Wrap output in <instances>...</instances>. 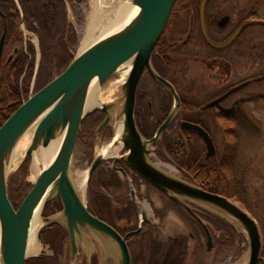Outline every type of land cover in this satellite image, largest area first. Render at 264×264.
I'll return each mask as SVG.
<instances>
[{
	"label": "water",
	"instance_id": "95a60500",
	"mask_svg": "<svg viewBox=\"0 0 264 264\" xmlns=\"http://www.w3.org/2000/svg\"><path fill=\"white\" fill-rule=\"evenodd\" d=\"M116 1L128 2L126 19L112 33L99 38L86 49H81L63 74L38 93L32 94L0 127V264H26L29 259L40 256L28 253L33 221L37 213L41 215L44 208L55 200L60 201L62 210L42 219L43 224L37 234L43 249L47 248L43 240L44 232L58 225L67 232L72 259L79 258L83 246L87 262L90 263L94 253L91 240L94 239L114 264H132L128 236L123 237L89 210L91 179L100 164L109 159H113L114 166L123 161L132 172L183 209H189L188 203L194 204L241 227L248 236L249 248L245 256L235 264H259L263 252L262 235L256 219L247 210L228 197L209 192L168 172L151 159L154 145L163 138L164 132L182 107L175 86L156 71L152 62L177 0ZM209 1L201 0L200 28L205 42L214 49L222 50L231 45L247 26L264 25L263 22H245L226 41L214 42L206 25ZM6 36L7 28L0 38V65ZM145 73L173 97L171 112L152 139H145L141 135L135 119L138 87ZM119 82L115 94L109 100H102L103 93ZM95 87L100 90L99 104L87 109L89 93ZM93 112L106 115L98 133L115 127L113 139L105 147L106 152L112 151L118 144L123 153L119 156H106L105 151L99 152L85 172L84 188L81 189L75 179L73 157L82 123ZM182 126L202 139L207 160L216 156L214 140L202 126L192 122H183ZM119 127L121 133L117 135ZM29 131L32 132V138L25 156L30 160L33 161L41 149L49 148L54 141L60 140L59 147L39 168L32 190L14 213L8 197L13 158ZM141 217L142 221L147 216L142 213ZM208 245L211 249V235L208 237Z\"/></svg>",
	"mask_w": 264,
	"mask_h": 264
},
{
	"label": "trees",
	"instance_id": "16d2710c",
	"mask_svg": "<svg viewBox=\"0 0 264 264\" xmlns=\"http://www.w3.org/2000/svg\"><path fill=\"white\" fill-rule=\"evenodd\" d=\"M17 1L22 15L16 0H0V38L5 28H7L6 43L0 65V127L28 100L35 77V52L30 47L26 51L22 46L23 34L19 31L20 17H23L28 31L39 39L41 63L34 83L35 93H38L51 83L55 79V76H60L65 72L73 60L70 48L74 47L78 40L76 33L69 25L67 26L64 0ZM186 1H193L192 6L196 12L198 11L197 8L201 0H177L175 4H182ZM184 8L181 5L180 9L183 10ZM175 12L176 8L174 7L172 17ZM172 17H170L167 27L157 44L154 54L155 66H153L163 78H166L172 84H176V77L178 75L176 68L184 62L180 59V51L175 50L177 48V39H174L173 35L175 34L173 32L176 33L177 30L176 28L173 31L170 30ZM211 37L215 42L217 41L212 35ZM194 47L206 48L208 52L206 55L208 56L222 53V50L211 48L205 42L201 32L199 34L192 32L189 43L184 46L182 49L183 54L180 55L182 57L183 55L190 57V55H193L192 50ZM11 48L13 49L12 53L6 56V51ZM148 78L156 86L149 85ZM148 78L144 77L140 82L135 111L137 127L145 139L154 137L159 126L171 112L172 105L171 96L168 91L154 82L150 77ZM186 111L191 115L195 114V116L186 117L185 119L202 126L209 134L208 123L213 122L219 127L223 137L228 140L230 167L225 170L221 166L222 157H218L214 162L208 161L204 157L205 148H202V145H200L201 139L194 132L183 129L181 124H178L176 131L169 133L176 126V119L164 134V151L174 159L177 168L186 180L209 192L231 199L235 198L243 204L242 192L245 193V189L243 183L238 181V171L235 167L238 140L240 136L246 135V132L243 130L249 129V126L246 127V123H244L243 113L230 114L229 123L227 124L223 111L210 109L207 107V104L202 105L185 101L184 113ZM104 118L105 115L101 112H94L86 117L82 123L79 135L84 132V135L88 138L91 135V129H94L95 126H100ZM240 129H243L241 133ZM158 154L161 157L164 156L160 148L158 149ZM126 187L127 185H124L116 170L107 169L104 168V165H100L91 179L88 193L89 210L121 233H126L129 230L126 227L127 219H135L137 217L136 207L130 202L128 194L126 195ZM32 188L31 184H26L22 180L16 185H10L9 183L8 197L14 213L18 211ZM13 189H16L15 195ZM113 189L120 191L117 197L111 196ZM114 203L116 206H114ZM61 210L62 205L60 201L55 200L49 203L43 212L45 217H48ZM122 223L123 225H121ZM59 232L61 233L60 235L49 231L47 233L48 236H45L44 239L49 244L61 249L62 242L67 238V233L64 230H60ZM175 248H172V252H174ZM147 249L151 251L150 247ZM161 250L160 248L156 251L161 253ZM187 253L188 248L186 247L182 250V261L186 259ZM141 259L142 263L139 262V264H146L148 262L145 256ZM136 262L134 260V263ZM164 263L176 264L177 261L174 260V257H168ZM26 264L60 263L49 254H43L29 259Z\"/></svg>",
	"mask_w": 264,
	"mask_h": 264
},
{
	"label": "rangeland",
	"instance_id": "374dc122",
	"mask_svg": "<svg viewBox=\"0 0 264 264\" xmlns=\"http://www.w3.org/2000/svg\"><path fill=\"white\" fill-rule=\"evenodd\" d=\"M64 2L65 13L67 16V26L69 25L71 27L78 38L77 44L74 47L70 48V53L74 58L75 55L78 54L79 51H81L82 39L87 28L88 17L91 10V0H64ZM192 3L193 1H186L182 4H175L174 7L176 8V12L174 13L173 17L170 16L172 17V25L170 27V30L173 31L174 28H176L177 32H173L175 34L173 36L175 40L177 39V43L178 41L180 43L182 40H186L189 32H191V34L192 32H194V34H199V32H201L199 6L197 8L198 11L196 12L194 7L192 6ZM257 4L258 7L256 8V0H211L207 7V18L211 35L215 40H217L216 42H223L232 31L238 28L241 19L248 17L253 13L255 14L257 19L264 23V0H257ZM181 5L182 8L186 6L187 7L182 10L180 9ZM20 18L22 20V17ZM21 20L19 24V31H21V33L23 34L22 46L26 51L27 49H29V47L34 50L36 72V70L39 69L41 63L39 39L36 35L29 32L24 24L22 25ZM244 49L245 51H243ZM12 51V48L8 49V51H6V56H9ZM192 51L193 55H190V57L182 58L184 63L181 66H177L176 68L178 71V75L176 77L177 84L185 101L189 103L206 105L222 93L223 84L226 81V75L222 66V56L225 55V53L227 54V52H222L219 55L212 54L211 56H208L206 55L208 54L206 48L201 49L194 47ZM242 52H244V55H242L241 57ZM229 53H231L232 57L235 58L234 62H236L232 71L231 79L248 78L259 73L260 70L263 73L264 25L260 27L247 28L242 38L237 44L232 46ZM236 58L238 59V61H236ZM56 77L58 76H55V78ZM142 79H144V77ZM148 80L149 85L153 87L154 85L156 86V84H153V82L149 78ZM259 89L260 92L264 94V79L261 82L260 86H258V88L251 86L249 89H246L241 94L234 96L232 99L233 102L242 100L241 107L243 111L242 113H244L243 120L244 123H246V127L249 126V129H240V133L243 130L246 132V135H242V137L240 136V139L238 138L239 140L237 143L236 152L237 159L235 160V167L238 171V181H241L243 183L245 189V193L242 192L243 204L238 202L235 198H232V200L243 207L245 210H247L253 216V218L256 219L261 231L264 249V97L260 102H258L255 95ZM168 93L170 94L169 91ZM32 94H35V85H33L30 89V95ZM170 96L172 109L173 97L171 94ZM231 104L232 102H230V105ZM193 116H195V114L191 115L187 111L183 114V118ZM175 125L174 129L169 131V133L177 130L178 123H175ZM208 125L210 135L213 138L214 143L216 144L215 146L218 147V157H222L225 145L223 134L215 123L211 122L208 123ZM98 128L99 126H95L94 129H91V135L88 138L86 135H84V132H82L81 135L78 134L77 145L73 157L74 172L78 171L85 173L92 164L95 157L100 152L99 150L105 148L113 139L115 127H109L100 133L97 132ZM200 143V145H202V148H205L203 141ZM157 144H159L158 146L163 152L164 156L161 157L158 154V146H155L151 155V159L168 172L183 177L179 169L177 168L174 159L164 151V139H161ZM116 146H118V144ZM122 153L123 151L120 150L114 156L122 155ZM206 154L207 152L205 148V158ZM32 162V160L25 156L18 166L13 167L9 181L10 185H16L20 180H22L26 184H31L33 186V182H35L36 176H34L35 178H33ZM105 162L108 163H104V168L113 169V159L105 160ZM42 166L43 165L41 164L39 168H42ZM24 172H26L25 175ZM119 177L124 182V185H128L125 190L126 195L128 194L130 197V194L133 193L136 196V198H133V200L137 204V206L143 205L149 212L148 207H146L147 204L145 203L144 199H142L145 198V196L149 198L148 201L150 203H154L155 205H159L161 203V198L159 196L160 194L156 191V189H153L152 187L148 188V185L145 182L140 183L137 180H133V178L131 181L127 182L126 178H124L123 176ZM15 190L16 189H13L14 195L16 194ZM148 190H152L151 192L153 193H151L150 195L147 194ZM119 193V190L117 191V189H113L111 192V196L117 197ZM114 206H116L115 203ZM57 213L59 212L54 213V215ZM209 213H211L215 217L216 222L219 220V223L227 224V226L229 227V233L232 237L227 248H216L213 250L212 256H214V259L212 263H237L245 256L249 248V241L246 232L232 221L229 220L228 222L226 219H223L222 217L215 215L212 212ZM40 217L42 219L45 218L44 212L40 215ZM170 219V221H172L173 223L176 222L174 218ZM214 226L215 228H217V224L215 222ZM179 227L183 231L184 228L182 227V225L179 224ZM172 228H174V225H171V229ZM169 231L170 230H167L166 234L169 235ZM180 233L181 232L176 230L175 233H172V236H177ZM237 235H239L238 238ZM235 237L236 240H233V238ZM236 241L237 245L234 243ZM91 242L94 246V253L90 263L87 262L85 254L83 252L84 247L82 246L81 254L78 259H72L69 247V257H67V259L64 258V263L62 262V264H114L113 260H111L109 257H106L108 255H105L102 246L97 241L92 239ZM164 242L166 243L167 240ZM67 243L69 245V241ZM193 247L194 243L190 242V251L187 255L189 257L187 259L188 264H193L195 262V258L191 256L192 250H194ZM46 251L48 252L49 249L42 248L37 255H41ZM212 256H210V258ZM262 264H264V259Z\"/></svg>",
	"mask_w": 264,
	"mask_h": 264
},
{
	"label": "flooded vegetation",
	"instance_id": "af4514ba",
	"mask_svg": "<svg viewBox=\"0 0 264 264\" xmlns=\"http://www.w3.org/2000/svg\"><path fill=\"white\" fill-rule=\"evenodd\" d=\"M209 3H210V1H209ZM209 3H208V5H209ZM208 5H207V7H208ZM257 7H258V4H257V0H256V8ZM247 21L261 22L259 19L256 18L255 14L253 13L250 16L241 19V21L238 25V28H239V26H241L243 23H245ZM206 25H207L208 32L211 34L210 29H209V22H208V18H207V8H206ZM260 26H262V25L258 24V25L247 26L246 29L240 34V36L231 45L222 49V52H227V54L225 53V55L222 56V66H223L224 73L226 75V81L223 84L222 93L219 96H217L216 98H214L213 100H211L207 104V107L210 109H213V110L223 111L227 124L229 123L230 114H232V113H239L240 114L243 112L242 107H241V105H242L241 101L242 100L233 102L232 101L233 97L241 94L246 89H249L251 86L258 88V86H260L261 82L264 79V72L262 73L261 70L259 73L255 74L251 77H248V78H242V79H240V78L233 79L232 78L231 79L232 71L234 69V65L236 64V62H234L235 58L232 57V55H231V53H229V51L232 48V46H234L235 44H237L239 42V40L242 38V36L245 33V31L247 30V28L260 27ZM238 28H236L234 31H232L225 38L224 41L229 39ZM191 35H192L191 32H189L186 40H182L180 43H176L177 48L175 50L180 51L179 56H180L181 60H182V58H184L186 56V55L185 56L183 55V57H182V55H180V54H183L182 49L184 48V46L187 45V43H189ZM243 51H245V49ZM154 54H155V52H154ZM154 54H153V59H152L153 65H154ZM242 55H244V52H242L241 57H242ZM258 55H259V53H258ZM236 61H238L237 58H236ZM143 77H145V78L150 77L153 80V78L148 73H145L143 75ZM153 81L156 82L155 80H153ZM173 85L175 86V88L179 94V97L181 99V103H182L181 111H180L178 117L176 118L175 122L178 124H181V127L183 128V126H182L183 122H189L187 119L183 118L185 100L183 99V96L179 90L178 84L176 83ZM255 97H257L258 102H260L261 99L264 97V94L261 93L260 89H259L257 91ZM220 98H224V99L221 102L217 103L216 105L209 106L211 103L215 102L216 100H218ZM230 102H232L231 105H230ZM153 117L155 118V116H153ZM171 124H170V126H171ZM166 131H168V129ZM165 132H164V134H165ZM164 134H163V137H164ZM223 139L225 140V145H224V150H223L224 153L222 154L221 166H223V168L226 169V168L230 167L229 153H228L229 152V144L227 142L228 140H226L224 137H223ZM155 146H158V145H155ZM158 149H159V147H157V150ZM216 150H217L216 156L214 158L208 160V161L214 162V160L218 158V147H216ZM104 163H108V162H102L101 165L105 166ZM112 168L114 170H116L118 176H123L124 178H126L127 182L131 181L132 178H133V180H137L140 183L145 182V181L137 178L138 176L136 174H134L123 161L117 162L116 166H114V163H113ZM107 169H110V168H107ZM145 183L148 185V186L145 185L148 188L152 187L153 189H156L155 187H153L149 183H147V182H145ZM127 187H128V185H127ZM151 191L152 190H150V191L148 190L147 194L150 195L151 193H153ZM156 191L160 194L159 196L161 198V203L159 205H155L154 203H150L148 201L149 198L147 196H145V198H142V199H144L145 203L147 204L146 207H148L149 212L147 211V208H145V206H143V205L137 206V204L133 200V198H136V196L133 193L130 194L129 199H130V202L136 207L137 217L135 219H132V218L127 219L126 227H127V229H129L128 232L121 233L119 230H117L123 237L128 236L127 237V243H128L129 250L131 253L132 264H139V262H141L140 260H142L141 258L143 256L147 257L148 262L146 264H165L164 261L168 257H174V260L177 261L176 264H188V262H187V259L189 258L188 256L186 257V259L184 261H182V257H183L182 250L187 247L188 253H189L190 242L194 243V247H193L194 250H192V255H191L193 258H195V262L193 264H213L212 263L213 259H214V256H212L213 250L216 248H221V249L227 248L230 240L232 239V237L229 233V227L227 226V224L219 223V220L216 222L215 217L211 213L203 210L202 208H200L194 204L188 203L189 209L185 210L178 203L169 199L166 195L161 193L159 190L156 189ZM142 213L146 214V216H147L146 220L141 221L142 217H140V215ZM170 218H174V220L176 222L173 223L172 221H170L171 220ZM216 220H217V218H216ZM214 222L217 224V228H215ZM179 224L182 225V227L184 228L183 231L179 227ZM171 225H174V228L171 229ZM218 227H219V229H218ZM60 230H64V229L61 228L60 226H54L49 231L50 232L53 231L56 234L60 235L61 234L59 232ZM167 230H170L169 235L166 234ZM176 230H178L181 233L177 236H172V233H175ZM49 231L45 232L44 238H45V236L46 237L48 236L47 233ZM209 235H211V237H212V248L211 249H209V245H208ZM238 237H239V235H237V238ZM45 240L46 239H44V242L50 248V251H51L49 253V255L52 256L53 258H56L60 264H62V262L64 263V258L67 259V257H69V245L67 243L68 242L67 238H66V240H64L62 242L61 249L58 247H55V245L49 244L48 241L46 242ZM166 240H167V242L165 243L164 241H166ZM233 240H236V237L233 238ZM237 241L234 242L236 245H237ZM146 246H147V248L150 247L151 251H149L147 248H145ZM173 247H176L174 249V252H172ZM160 248L162 249L161 253L156 251V250H159ZM188 253H187V255H188ZM263 254H264V249H263L261 260H260L259 264L263 263V259H264ZM166 256H168V257L166 258ZM210 256H212V257L210 258ZM95 259H96V257H95ZM134 260H136L137 262L134 263ZM208 261H209V263H208ZM93 262H94V260H93Z\"/></svg>",
	"mask_w": 264,
	"mask_h": 264
},
{
	"label": "bare ground",
	"instance_id": "6f19581e",
	"mask_svg": "<svg viewBox=\"0 0 264 264\" xmlns=\"http://www.w3.org/2000/svg\"><path fill=\"white\" fill-rule=\"evenodd\" d=\"M128 2L125 1H115V0H91V10L88 17L87 28L84 33V37L82 39L81 49L84 50L89 47L92 43L98 40L101 37L106 36L114 31V29L126 19V9H128ZM125 74L122 75L124 78ZM120 82L118 84L113 85L110 89L102 95V100H109L114 94L116 89L118 88ZM100 101V90L98 87L93 88L88 96L87 101V109L94 108ZM121 133V127L117 130V135ZM32 132L29 131L24 139L21 141L15 156L13 158V167H16L21 163L24 159L28 146L31 142ZM59 141H54L49 148L41 149L39 153L33 159L32 164V172L33 178L37 175L39 166L46 163L52 155H54L59 147ZM121 149V146L115 147L112 151L106 152L107 149L103 148L99 150L100 152L105 151L106 156H114L116 155ZM75 179L78 186H81V189L84 188V177L85 173L82 172H75ZM43 224V220L40 217V213L35 215L32 229H31V236L29 240V255H37L41 251V245L38 243L37 234L40 227Z\"/></svg>",
	"mask_w": 264,
	"mask_h": 264
}]
</instances>
